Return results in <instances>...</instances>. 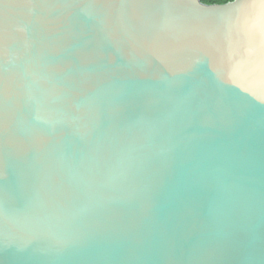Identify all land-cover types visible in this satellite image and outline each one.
<instances>
[{"label": "water", "instance_id": "95a60500", "mask_svg": "<svg viewBox=\"0 0 264 264\" xmlns=\"http://www.w3.org/2000/svg\"><path fill=\"white\" fill-rule=\"evenodd\" d=\"M0 264H264V0H0Z\"/></svg>", "mask_w": 264, "mask_h": 264}, {"label": "trees", "instance_id": "16d2710c", "mask_svg": "<svg viewBox=\"0 0 264 264\" xmlns=\"http://www.w3.org/2000/svg\"><path fill=\"white\" fill-rule=\"evenodd\" d=\"M204 5H225L230 2H233L234 0H199Z\"/></svg>", "mask_w": 264, "mask_h": 264}]
</instances>
